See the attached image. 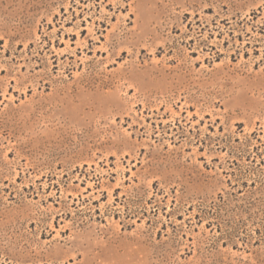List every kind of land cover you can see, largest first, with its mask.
I'll use <instances>...</instances> for the list:
<instances>
[{
    "label": "rangeland",
    "instance_id": "1",
    "mask_svg": "<svg viewBox=\"0 0 264 264\" xmlns=\"http://www.w3.org/2000/svg\"><path fill=\"white\" fill-rule=\"evenodd\" d=\"M0 264H264V0H0Z\"/></svg>",
    "mask_w": 264,
    "mask_h": 264
}]
</instances>
